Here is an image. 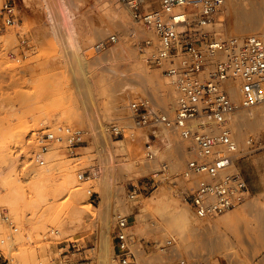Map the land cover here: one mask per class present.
Returning <instances> with one entry per match:
<instances>
[{
	"label": "rangeland",
	"instance_id": "rangeland-1",
	"mask_svg": "<svg viewBox=\"0 0 264 264\" xmlns=\"http://www.w3.org/2000/svg\"><path fill=\"white\" fill-rule=\"evenodd\" d=\"M15 1L20 13V26L0 30L2 35L10 30H13L16 34L15 40H0V161L8 153H12L13 156L16 155V175L19 177L16 176L15 179L12 177L15 182L10 179L5 182L0 180V194L5 200L1 204L0 210L2 208L8 209L10 215H12L19 226L17 234L22 233L24 238L16 242L11 254L4 252L10 260L8 264H24L32 260H35L34 264H39L40 262L47 264L57 249V242L70 239L86 240V242L82 243L88 247V253L93 261L92 264H103V262L119 264L113 260L112 256L113 241L111 231L114 222L113 215L115 212L120 211L116 208L119 207L120 199L125 202H132L128 200V190L133 185L143 187L147 183V176L150 175L155 163L153 162V168L151 167L148 172L144 173L121 170L115 183L110 182L104 185L99 183L98 179L94 187L96 194L91 197L88 195L89 202L95 207L98 221H93L90 216H86L85 221L78 228L79 230L77 229L74 233L62 238H56L54 237L55 234L50 233L51 229L57 228L55 224L58 218H66L70 221L74 217L73 212L68 207L70 202L67 203L68 199H70L69 193L73 187L74 180L71 175L62 177L60 174L33 180L29 178V172L34 167H38L32 160V152L36 149L32 130L41 128L45 124H50L51 126L58 124L89 126L92 133H101V139L94 141V143L87 141L82 144L77 149L79 155L76 157L70 156L65 148L62 151L65 159H71L69 163L72 168L75 167L73 171H75L76 180L77 172L81 168L91 166L94 163L106 166L103 162L111 157L106 154L108 146L115 152L113 164L120 165L134 154H137L136 158L138 160H144L142 152L145 141L144 134L147 133L146 129L133 127L132 131L135 132V137H131L130 134H126L125 137H115L107 130L109 123L114 120L120 123L134 124V120L130 118V113L126 106L130 89H127L128 91L124 89L125 83H129L131 78L135 77V68H133L132 62L121 58V56L126 55L122 41L125 38V33L120 31L122 30L121 28L113 27L114 23H111L112 21L102 13V11L104 12L103 7H99V9L97 5L94 6L93 2L95 0H84L85 6L87 5L84 12L78 13L75 18L63 23L60 27H54L47 21L38 3L39 0H27L30 1L26 2L28 5L24 4V0ZM262 1L264 4V0ZM116 3L120 5L119 2L116 1ZM121 8L124 12L126 11L123 6ZM128 19L132 21L130 17ZM94 22L104 24L103 26L111 25L113 27L106 31L104 34L108 33L106 36L103 35L98 37L99 39L96 38L94 43L106 38L109 33H120L119 40L110 44L107 49L111 50L114 44H118L116 49L118 53L115 52L117 59L108 63L103 70L96 69L94 72L89 73L87 70L88 63L83 58V55L78 54L77 48L80 42L86 43L87 40L93 38L92 23ZM217 22L222 24L219 29L224 36L235 34H232L229 30L232 21L226 7L218 15ZM23 33H26L29 37L30 48L26 52L27 57L22 60H16L11 56V52H19V39ZM250 33L246 34L249 35ZM143 36L145 35H135L132 38L133 51H137L135 53L146 57L147 51L145 48L140 50L137 44L141 39L140 37ZM92 48L93 46L89 47L86 52L91 59L101 57L103 53L104 55L107 53L106 55L108 56L112 52L103 50L99 56L95 57L92 54L93 52L95 53V50ZM145 64H148L147 67L151 71H157L162 77L164 76L161 68L150 65L146 60ZM137 94L151 97L160 109L165 110L159 105L157 99L151 96L150 92H145L141 88V85L138 86L136 91L131 90L130 92V95L133 96ZM119 104L120 106L117 108ZM169 109L167 108L169 113H171ZM59 113H69L75 117L72 122L53 123L52 118ZM125 116L127 118L129 116L131 120L124 118ZM249 135H253L264 145V131L258 129L248 130L247 134L239 139V142L243 141L240 143L244 145L245 139ZM174 138L180 142L178 135L174 136ZM121 139L124 140L123 146L114 144V141ZM88 144L91 146L90 151L84 149V145ZM161 147V156L164 157L170 152L173 155L177 154V157L182 159L178 154L180 150L177 151L175 142L171 148L166 149V144H161ZM179 158L177 159L179 160ZM242 160L247 162L246 171L253 187L249 186V193L244 202L228 210L229 213L243 210L246 207L248 198L260 197L263 199L264 197V147ZM178 165L179 162H177L176 166L178 167ZM16 180H21V183ZM75 184L81 185L86 190L87 183H81L77 180ZM163 185L175 196L176 202L180 207L192 211L190 205L176 193L175 189L172 190L166 184L159 185L155 190L143 192L142 199H145L144 201L146 202ZM118 187L123 188L120 193L117 192ZM24 199L30 200L31 204H29L31 206L24 205ZM114 209L117 210L115 211ZM132 212H136L137 224L135 230L138 237H145V241L141 242L145 247L146 256H152L149 258L148 262L150 263L148 264H164L163 261L165 259L160 256L158 246L164 237V228H168L165 230L169 231L170 234H174L172 233V228L170 227V230L167 220L155 207L149 206L143 211H138L134 206ZM226 213L227 211L209 219L219 220ZM151 220H155L158 226L151 227L149 224ZM31 222L34 224H31ZM0 227L1 239L10 233V229L1 223ZM98 232L104 237L100 243L97 242ZM16 235L14 238H16ZM214 235L211 234L208 237L209 239L195 237L197 239H193L194 245L191 248H185L184 241L182 242L180 239L179 241L181 247L184 246L183 250L185 253L203 257L206 259L207 264H242L243 262L246 264H264V260H261L264 257L263 244L251 247L246 241H243L240 247L242 259L238 260L235 258L238 261L236 262L234 257L227 253L229 249L225 240ZM256 235L253 234V237H256ZM5 244H1V246ZM168 263L177 264L174 259ZM144 264L147 263L144 262Z\"/></svg>",
	"mask_w": 264,
	"mask_h": 264
},
{
	"label": "built area",
	"instance_id": "built-area-1",
	"mask_svg": "<svg viewBox=\"0 0 264 264\" xmlns=\"http://www.w3.org/2000/svg\"><path fill=\"white\" fill-rule=\"evenodd\" d=\"M117 1L133 20L154 33V37L141 38L138 48L149 47L146 61L163 70L175 93L172 111L168 113L149 96H133L128 92L126 106L134 124L114 120L108 125L115 137L126 134L135 137L133 127L147 130L142 154L155 166L143 187L133 185L128 190V200L136 202L134 206L139 211L143 192L166 184L190 205L199 220L239 206L246 199L249 186L238 163L264 145L253 135L241 145L233 135L232 114L264 102V39L256 34L243 37L216 34L215 25L220 23L218 15L223 12L226 0ZM19 22L16 1L0 0V30L20 26ZM118 40V32L109 33L92 49L106 50ZM18 48L19 52H11V56L16 60L27 57L30 40L26 33L20 36ZM231 89H236L237 95ZM163 129L177 132L184 144L182 159L170 152L161 156V144L170 142L163 137ZM32 135L36 145L32 160L43 166L47 163L45 154L54 146L65 148L70 156H78L77 149L92 138V131L89 126L45 124L32 130ZM100 175V163L77 172V180L87 183L90 197L96 194L94 187ZM0 223L10 229L0 239V264H8L10 260L1 244L13 240L19 226L6 208L0 210ZM136 224V212H115L112 256L119 264L149 263V258L143 259L147 255L141 242L145 237H138ZM149 224L158 226L155 220ZM51 233L57 234L59 230L52 229ZM163 236L158 250L164 264H171L168 262L173 259L177 264H207L205 258L185 253L176 235L163 230ZM57 245L47 264H92L88 247L82 241L61 240Z\"/></svg>",
	"mask_w": 264,
	"mask_h": 264
},
{
	"label": "bare ground",
	"instance_id": "bare-ground-1",
	"mask_svg": "<svg viewBox=\"0 0 264 264\" xmlns=\"http://www.w3.org/2000/svg\"><path fill=\"white\" fill-rule=\"evenodd\" d=\"M24 1L25 3L24 2L22 3L26 5H28L26 2H30L27 0ZM116 1L117 0H95L93 4L94 6L97 5V8L103 7L104 12L102 11V13H104L105 17H107L109 20L112 21L111 23H114L113 27H117V29L121 28L122 30L120 31L121 32L124 31L125 33L124 35L125 38H123L122 41L125 46L126 55L121 56V58L132 62V66L133 68H135V77L131 78L132 81V82L130 81L131 83L130 82L125 83L124 89L125 91H128L127 89H130L129 92H131V90L136 91L138 89V86L141 85V88L145 92H150L151 96L157 99L159 105H161V107L169 113L167 108L169 109V107H171V105L173 104V100H175V96H174L175 93L173 91L170 79L165 75L162 77L157 71L156 72L151 71L147 67L148 64L147 65L145 64V60H147V56L145 57L144 55L135 53L137 51H133L132 38L135 35L137 36L145 35L148 37H154V33L151 30L146 29L137 21L133 20L128 10L121 3L120 5H118ZM38 3L42 8L45 18L54 27H60V25H62L63 23L72 20L73 18L76 17L78 13L81 14L82 12H84V10L86 9L85 7L87 6V5L85 6L84 0H39ZM122 6L126 9L125 12L121 8ZM225 7L227 9L228 14L231 17L232 22L231 25L229 26L230 28L229 30L232 32V34L235 33L234 34L235 36L243 37L247 35L246 33L251 32L261 36L264 39V4L262 0L261 2L260 0H226ZM129 17L132 21L128 19ZM92 25H93V29H92L93 38L87 40L86 43L80 42L77 48L78 54L83 55V58L86 59V62L88 63L87 70L89 73L94 72L96 69L103 70L108 63H111L117 59L116 53H118L116 52L118 44H114L113 46L111 45L112 48L111 50L110 49L109 50L112 52L108 56L106 55L107 53H105V55L103 53L101 57L91 59V57L87 55L86 53L87 49L96 44V42L94 43V40L98 37H102L106 33V31L109 30L110 27H112L111 25H106V24H105L106 26H103L104 24L102 25L101 23H97V22L92 23ZM221 26H222L221 23H216L215 25V29L217 31L216 34H223L219 29ZM1 39L4 41L15 40L16 34L13 30L8 31V33L4 35L0 33V40ZM145 50L147 51L146 55H148L149 47H145ZM102 52L103 50H100V51H95V53L93 52L92 54L93 56L97 57ZM113 52L116 53L114 54ZM231 91L233 92V95H237L236 89H231ZM173 105L169 109L170 111H172ZM119 106L120 104L117 105V108ZM242 111L243 113H241ZM74 117L75 116L73 114L59 113L52 118L53 119L52 122L53 123H58L63 121L72 122ZM124 118L128 119L129 116L128 118L127 116H125ZM231 126H232L233 135L237 140L241 139L245 134H247L248 130L258 129L264 131V102L263 105L260 104L249 110H240L234 112L232 114ZM161 133L163 134L164 138L170 140V142L166 144V149L171 148L173 146V143L175 142L177 151L180 150L178 154L182 158L183 153L181 149L184 148L183 146L184 144L182 141L179 142V140H176V138L173 139L174 136L178 135L177 132L174 129L172 130L163 129ZM99 139H101V133L100 134L92 133V138H89L87 141L94 143V141ZM240 142L242 143L243 141ZM123 143H124L123 139L114 141V144L118 146H123ZM137 147L138 145L136 146V149ZM90 148H91L90 144L84 145L85 150L90 151ZM110 148H111L110 146L107 147L106 154L107 156H111V157H109V159L103 162L104 164H106V166H101V175L99 177V183H103L104 185H107L110 182L115 183L117 181L118 174L120 173L121 170L123 171L124 169L128 171L144 173V172H148L149 169L151 167L153 168L154 166L153 161L146 160L144 158H143L144 160H138L136 158L137 154L132 155L131 157H129L128 160H126L124 163L120 165L116 163L113 164L115 161L113 158L115 152L112 151ZM63 150L64 148L61 146L52 147L45 154L47 163L43 166H38V167L36 166L29 172V178L33 180H39L42 179L43 177L54 176L56 174H60L62 177L71 175V177L74 180L73 182L74 184H72L73 187L69 193L70 199H68L67 202V203L70 202L68 207L73 212L74 217H72L70 221L66 218H61V217L57 219V223L55 224L57 228L55 229H58L59 233L54 235V237L56 238H62L63 236L74 233L83 224L86 216H90L93 219V221L94 220L98 221L95 207L91 202H89L88 194L86 190H84L81 185L79 186L75 184V182L77 181L74 176L75 171H73L75 167L72 168L71 164L69 163L70 162L69 160L71 159L67 160L65 159V156L62 155ZM16 162H17L16 155L13 156L12 153L6 154L5 158H3V160L0 161L1 163L0 180L5 182V181H9L8 179L13 180L12 177H14V179L16 178L17 176ZM13 182H15V180H13ZM19 182L21 183V180ZM121 190H123V188H119V187L117 188V192L120 193ZM153 194L154 196L150 197V199L147 200L146 202L144 201L145 199L141 198V202L143 203L142 205L139 206L140 210L143 211L147 209L149 206L157 208L159 210V213H161V215L167 220L168 222L167 224L169 228L170 227L172 228V233H174V235H177L180 241L182 242L184 241L185 248L193 247L194 245L193 239L195 237H200V238L202 237L207 239L209 236H211V234L213 235L215 234L218 237L223 238L225 240V243L229 249L228 250L229 252L227 253L232 255L234 259L237 258L238 260H240L242 259L240 253V247L243 241H246L251 247H255L259 244L264 245V197H263L264 195L262 196L263 199L260 197L248 198L247 204L245 203L246 207L243 210L234 213H229V211H227V213L219 220H210V219L199 220L194 217L192 211H189V209L187 208L180 207L176 202L175 196L164 185L161 186L160 189ZM4 201H5L4 198L0 194V206ZM24 201H25L24 205L31 206L30 200L24 199ZM134 204H136V202L129 203L120 199L119 207L116 208H118L120 211H125L130 213L134 209ZM13 210L15 209L13 208ZM114 210L116 211L117 209ZM113 219H114V215H113ZM31 224L34 223L31 222ZM165 229L168 228H164V230ZM253 234H257L256 237H253ZM23 238L24 235L22 233H20L19 235L17 234L16 238H13V240H9L4 246L2 245V249L4 250V252L6 251L7 253L11 254L16 242L22 240ZM145 256L146 255H143V258ZM151 257L146 256V258H151ZM261 260L263 261L264 257ZM34 262L35 260H32L30 262L29 261L25 262L24 264H34ZM236 262L238 261L236 260ZM103 264H115V263L103 262Z\"/></svg>",
	"mask_w": 264,
	"mask_h": 264
},
{
	"label": "crops",
	"instance_id": "crops-1",
	"mask_svg": "<svg viewBox=\"0 0 264 264\" xmlns=\"http://www.w3.org/2000/svg\"><path fill=\"white\" fill-rule=\"evenodd\" d=\"M238 167L240 169H242L241 171L243 172L246 180H247V183H248V186H250L251 188L253 187V184L251 182V179L249 177V175L247 174V162H245L244 160H241L239 163H238ZM250 189V188H249ZM104 237H102V235L100 234V232H98V238H97V242L100 243L102 240H103ZM113 241V240H112ZM82 242H86V240H83ZM96 242V243H97Z\"/></svg>",
	"mask_w": 264,
	"mask_h": 264
}]
</instances>
